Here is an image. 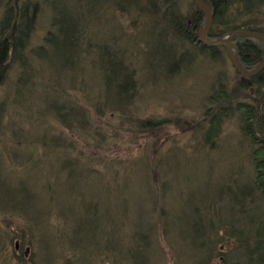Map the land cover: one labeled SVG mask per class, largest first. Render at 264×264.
<instances>
[{
	"label": "rangeland",
	"instance_id": "obj_1",
	"mask_svg": "<svg viewBox=\"0 0 264 264\" xmlns=\"http://www.w3.org/2000/svg\"><path fill=\"white\" fill-rule=\"evenodd\" d=\"M108 1L80 2L77 5L79 10L70 2L67 4L68 9L66 6L63 8L64 21L69 23L72 32L75 20L84 23L83 17L77 15L81 11L80 15L87 21L90 19L88 22L92 39L88 36L87 40L96 44L90 47L92 51L95 52L97 48H100L101 52L108 49L113 55L109 57L112 61L121 56L126 62L138 60L142 63L134 67L137 68L134 73L137 89L133 98L134 110L130 112L129 109L127 113L122 110V101L116 93L115 84L113 87L110 85L106 92L117 109L101 104V110L100 103L92 106L94 101H89L90 98L88 102L83 100L84 92H89L91 96L101 92L104 87V93V79L107 80L110 76L100 69V62L93 56L91 59L83 58L85 64L79 63L78 58L74 61L79 53L77 51L70 52L65 63L62 61L63 49L53 48L38 64L35 58H30L25 67L30 72L25 85L19 80L22 76V64L16 62L0 82V264H39L36 251L33 253L32 248L28 247L29 242L38 248L42 256L46 255L48 264H66L76 261L77 258H80L82 264V260L87 258V254L82 253V242L89 241L90 235L87 232L82 233V228L77 235L72 233V230L82 227L77 215L83 212L85 206L98 210L101 230L105 231V236H108L112 243L120 238L118 243L123 244L125 242L122 240L126 237L134 236L135 233L139 235L142 228L146 229L153 221L155 223L158 216L156 210L150 206L151 201L145 199V196L136 198L133 193L140 187L136 189L134 181L141 183L144 177H136L130 171L134 162L142 158L151 165H157L154 171L157 173L158 192L155 196L158 197L157 208H162L165 213L167 210V213H170L185 209L181 205L183 201L179 202L177 197H173L174 205L170 207L171 199L165 196L163 187L166 180L170 181L173 195L182 193V199L189 193L193 195L192 201L197 204L196 210L186 208L185 212L196 214L197 217L208 215L201 204L215 196V189L223 187L222 181L230 180L228 174L233 170L239 168L242 171L243 175L240 174L238 182L246 184L243 177L248 175V171L244 170L246 162H239L240 159L234 157L232 152V147L236 148L234 151L240 152L239 142L242 137L239 116H233L232 119L224 117L220 121L218 141L214 142V147L208 148L205 143V139L210 138L209 134L213 131L209 129L210 120L206 118L215 115V111L208 112L212 108L209 97L218 91L221 84L230 92L237 82L235 69L224 51L218 53L215 59L212 55L204 59L197 51H189L180 62L178 58L172 57V45L159 37L162 29L159 24L157 29L148 24L141 27V23L145 21L137 19V28L134 30L128 18L130 16H124L126 14L120 12L117 6L111 7L110 4V7H106ZM189 1L178 0V3L183 10L188 11ZM103 4L104 9L100 10ZM45 14L37 21L38 27L29 45L31 49L41 44L42 36L49 27L50 12L46 11ZM77 29L74 28L73 33L79 41ZM123 29H126L125 32ZM79 32L81 34V28ZM130 32L133 38L124 39ZM142 48L145 49L144 53ZM141 55L142 58L139 57ZM164 61L169 64L164 66L166 70L158 73L156 68ZM66 63L71 65L63 69ZM143 65L148 67V71L145 70L141 75ZM78 69L82 78L74 75L78 73ZM177 70L179 73L173 77ZM59 75L63 76L60 78ZM45 76H51L52 79L58 76L59 81L43 83ZM71 87L76 88L69 90ZM63 90H69L65 94L74 101L78 99L88 109L86 122L81 130H77L78 134L73 136L75 141L71 148L63 147L70 143L65 141H70L71 131L63 128L55 119L54 108L56 104L61 105L60 100L48 97L52 91L55 96H62ZM19 91H24V94L19 96ZM245 91L249 94L250 88ZM99 100L103 101V98ZM97 109L103 114L101 118L95 115L94 111ZM147 120H151L150 125H144ZM88 121L92 126H96L97 132L88 129ZM46 135L49 140L57 138L56 144H44ZM58 141H61L60 144ZM65 161L72 163L74 169L82 170V174L76 175L79 180H73L74 175L71 176L69 168H65ZM114 173H117L116 177ZM151 174L147 178L145 176L146 182L143 184L146 192L150 193L156 188L151 181ZM21 187L34 194L28 202L32 209L26 208L22 201L20 206L10 202L11 195L14 192L13 196L17 195L16 189ZM138 193L142 196L140 190ZM169 195L171 197L172 191H169ZM140 201L143 206L141 209L148 217L138 211L137 205ZM228 205L229 202L225 201L226 209L224 208L215 220L231 219ZM124 212L126 215L121 217L120 213ZM136 214L139 216V222H142L139 223L138 229L131 225L137 218ZM189 216H185L190 220L188 223L176 225L179 228L170 226L167 221L169 235L163 233L161 227L153 230L155 225H151L152 231L148 234L150 244L147 241L146 243L149 247H152L153 243L157 245L147 254L151 256L152 264H171L175 261L173 252H190L193 258L199 255L193 251L201 249V234L195 235L191 230L189 237H185L191 225H194V219H189ZM31 218L39 221L36 227L30 224ZM166 218L165 214L161 220L164 222ZM103 235L100 228L94 235V240L101 246V256L97 260L99 264H111L113 253L107 249L109 246ZM12 238L13 244H24L20 251L22 253L19 252L20 257L13 254V244L10 243ZM77 241L80 243L74 251ZM167 242L173 244L175 249H171ZM222 242L216 248L219 252L225 250V244ZM90 245L86 244L89 246L87 253H95L94 246ZM118 248L117 246V250ZM193 258L182 257L180 260H183L184 264H192ZM241 262L244 264L245 260L242 259ZM42 264H45L44 258ZM209 264L220 262L213 258Z\"/></svg>",
	"mask_w": 264,
	"mask_h": 264
},
{
	"label": "trees",
	"instance_id": "obj_2",
	"mask_svg": "<svg viewBox=\"0 0 264 264\" xmlns=\"http://www.w3.org/2000/svg\"><path fill=\"white\" fill-rule=\"evenodd\" d=\"M86 1L87 0H20L19 2L18 0H0V82L5 79L6 72H10L12 70V66L16 62L22 64V76L19 80H22V83H20L25 85V81L28 79L27 76L30 74L29 69L25 67L27 60L30 58H35L36 63L38 64V62L45 58L47 53L53 50V48L63 49L64 51H61L63 52L62 61L65 63V60L69 57L70 52L77 51L79 53L75 57L74 61L78 58L79 63H81L83 62V58L91 59L90 57L93 56L100 62V69L106 71L110 76V78L107 77V80L104 79V93H102L104 87L101 88V92L98 91L91 96L89 92L88 94L84 92L83 100L88 102V99L90 98L89 101H94L91 104L92 106L100 103L99 107L101 110V104H106V107L110 106L111 108H116L113 106L114 104L106 92L110 85L113 87L115 84L117 86L116 93L122 101V110L127 113L130 109L131 112V110H134L133 98L137 93L134 74L137 68L134 67H136V64L137 66H140L142 63H139L138 60L126 62L121 56L112 61L109 57H113V55L110 54L108 49V51L104 50L101 52V49L97 48L95 52L92 51L90 47L96 44L87 40L88 36L92 39L88 22L90 19L87 21L83 15H80L81 11L76 13L77 15L79 14V17H83L84 23L82 24L81 20H75V26H72V32H70L71 27L69 23L64 21V6L67 8V4L71 2L74 4V8L79 10V7L77 6L78 3H84ZM104 1L106 2L108 0ZM202 1L210 8L213 14V21L209 31V36L211 38H221L228 35L232 31L247 29L264 35V0ZM189 2L190 8L188 11L182 9L178 0H111L110 2H107L108 5L106 4V7H110V4L111 7L117 6L120 12L126 14L124 16H130L128 18L132 23L131 27H133L134 30L137 28V19H143L145 21L141 23V27H143V24H148L157 29V24H159V26L162 27L159 37H162L165 42L172 45V57L178 58L180 62L183 60L182 57L189 51H197L204 59H206V57L208 58L209 55H212L213 59H215L218 57L216 56L218 53H221V51H224L225 53V50L224 48L218 46H205L199 41L198 30L204 26L205 18L194 6V4L191 1ZM102 9H104V4L100 10ZM46 11H48V13L50 12L51 17L48 25L49 27L45 30V34L42 36L41 44L31 49L29 45L36 33V29L38 27L37 21L42 14H45ZM132 15L134 17H131ZM74 28H78L77 34L80 36L79 41L78 37L76 38L74 36ZM80 28L81 34L79 32ZM124 30L126 29H123L122 31L125 32ZM130 34L131 32L126 35L124 39L128 37L132 39L133 37L130 36ZM232 42L238 50V61L243 69L253 70L263 61V41L244 35H235L232 38ZM143 45H145V43ZM141 51L144 53L145 49L142 48ZM29 53L31 55H29ZM142 55L139 57L142 58ZM209 59L212 58L209 57ZM24 60H26L25 64ZM83 63L85 64V61ZM168 64L164 61L163 64L157 66L156 70L158 73H162L163 70H166L164 66ZM67 65L71 64H64L63 69ZM145 70L148 71V67L143 65L141 75L144 74ZM177 72L179 73L178 70L174 72L173 77ZM74 75L82 78V74L79 72V69L78 73ZM62 76L63 75H59L60 78ZM59 77L54 76L52 79L51 76H45V79H43L42 82L46 84L49 81L58 82ZM236 79L237 82L235 86L230 89V92H227L224 85L221 84V86L218 87V91L209 97V103L212 108L209 109L208 112L210 110L215 111V115H210L209 118H206L210 120L209 129H213V131L210 133L211 135L209 134L210 138L205 139V143L208 148L214 147V142L218 141L220 121L224 117L232 119L233 116L238 115L240 135L242 137L240 139L241 142H239L240 152L234 151V149L236 150L234 147H232V152L235 154L234 157L240 159L238 160L239 162H246L244 170L246 169L248 171V175L243 176L246 184L242 185L238 182L240 174L243 175L242 171L239 168L237 170H233L228 174L230 176V180L222 181L224 188L215 189V196L211 200L209 199L205 202L203 201L204 204H201V207L208 212L207 216L200 215V217H197L196 214L188 213L190 215L188 218L192 220L194 219V225H191V229L187 231L185 237H189V234L192 231L195 235L200 233L203 240L199 243V247L201 249L199 251H193V253L198 252L199 254L194 257L195 259L191 257L190 252L186 254H176L173 252V254H175V261L171 262V264H184L183 260H180L182 257L193 258L192 264H209L213 258H217L220 264H242V259L245 260L244 264H264V69L257 75L246 79V81H242V76L236 73ZM110 81L112 83H110ZM74 88L76 87H71L69 90ZM247 88H250L249 94L245 91ZM50 89L51 88H49V90ZM23 90H25V88H23ZM69 90H63L62 92L64 94L62 96H55L53 91L49 92V96L45 93L50 98L56 97L55 99L60 100L59 102L61 105L56 104L54 108L55 119L63 126V128L71 131L70 141H68V139L65 141L70 142V145H63L64 148L72 147L71 144L75 141L73 136L78 134L77 130H81L80 128L82 125L85 124L88 110L86 109V105L82 104L81 101L78 99L74 101L72 97H68L65 94ZM58 93L59 91H57V94ZM23 94L24 91H19L18 93L19 96H22ZM100 98H103L104 103L99 100ZM249 101H251V103ZM114 110L115 109H112V111ZM94 112L98 118H101L103 115L100 113L99 109ZM207 115L209 114L207 113ZM150 122L151 120H147V122H144V125H148ZM86 126L92 131L97 132L98 130L96 126H92L90 121H88V125ZM47 142L52 145L56 144L57 138H50L49 140L46 135L43 143L46 144ZM60 142L61 141H58V144H60ZM246 147H248L247 150ZM72 165V163L65 161V168H69V174L71 176L74 175L73 180H79V177L76 175L82 174V170H76L77 168L74 169ZM155 167H157L156 164L153 163V165H151L146 162L144 158L134 162L132 166L133 169L130 173L136 177L138 176L140 178H144L141 183L134 181L136 189L140 186L137 190L141 191L142 196L137 190L133 193L136 198H143L145 196V199L149 202L151 201L150 206L156 210V214H158V216L155 219V223L153 221L151 224L155 225L153 230L161 227L160 229H162V232L169 235V229L166 222L168 221L172 227L188 223L190 220L185 218V216L188 215L186 214L185 209L189 208L195 211L197 204L192 201L194 198L190 193L187 196H184V199H182V193H175L173 195L174 190L170 187V181L166 180V185L163 187L165 189V196L171 199L170 207L174 205L173 197H177L179 198V202L183 201L181 205L185 209L178 212L171 211L170 213H167V210L165 213L162 208H157L158 197H156L155 194L158 192V186L156 182L157 173L154 171ZM115 174L117 173H114V176L116 177ZM149 174L152 176L151 181H153L156 185V188L154 187L153 189L155 193H152L153 191L151 193L150 191L146 192V188H144L143 185ZM22 188L23 187L16 189L18 194L13 196V194H15L14 192L11 195L12 197L10 198V202L20 206L22 201L25 203L26 208L32 209L28 202L34 197V194L29 193L27 190H23ZM169 191H172L171 197L169 195ZM145 199L141 200L146 202ZM225 201L229 202L228 206L231 219L229 218L228 221L220 219L215 220V218L220 216V213L224 211ZM137 207L140 214L145 216L146 213H144L141 209V207H143L142 201H140V204H138ZM97 212V209L92 208L91 206H85L83 212L77 215V219L80 223H82V227L79 226V228L72 230V233L77 235L78 232H81L79 230L82 228V233L87 232L90 235L89 241L86 243L85 241L82 242V253L87 254V258L86 260H82V264H99L97 258H100L101 256L99 253L101 246L100 243L94 240V235L99 228L101 233L104 234V241L109 246L107 249L113 253V261H111V264L153 263V261H151V256H147L148 253L152 252L153 249L157 247L152 240L151 242L153 243V246H150L151 248L147 244L149 243L148 234L152 231L151 225H148L146 229L142 228L139 235L138 233H135L134 236L126 237L129 238L128 240H126V238L123 239L122 241L125 242L123 244L121 242L118 243L121 241L120 238L112 243L110 238L105 236V231L103 229L101 230V224L99 222ZM120 214L121 217L126 215L125 212ZM165 214L167 215V218L163 222L161 219L165 216ZM136 217L135 221L131 222V225L134 226L135 229H138L139 223L142 222H139L140 219L138 214H136ZM146 217L148 216L146 215ZM38 222L39 221L37 219L31 218L30 224L33 227H36ZM8 240H10V238ZM12 240L13 238L10 241L11 245L13 244ZM221 241L225 244V250L223 252L216 250L217 245ZM36 242L37 241H35V244ZM79 243L80 242L77 241L74 245V251L77 246H79ZM87 243L94 246L95 253H87L89 252V246H86ZM28 244V247L32 248L33 253L36 251L37 262L42 264V260L44 258L45 264H48L46 255L42 256L38 248L36 249L33 243L29 242ZM167 244L171 249H175L173 244H170L169 242H167ZM176 245L179 247L178 244ZM16 246H19V250ZM23 246L24 244L22 243L13 244L12 247L14 256L15 254L19 255V257L21 256L20 253L22 252L20 251H22ZM117 246L119 247L118 250ZM166 249L167 248L164 244V250L166 251ZM13 254L10 252L11 256H13ZM115 254L117 256H115ZM79 259L77 258L74 262L69 261L66 264H80Z\"/></svg>",
	"mask_w": 264,
	"mask_h": 264
},
{
	"label": "water",
	"instance_id": "obj_3",
	"mask_svg": "<svg viewBox=\"0 0 264 264\" xmlns=\"http://www.w3.org/2000/svg\"><path fill=\"white\" fill-rule=\"evenodd\" d=\"M194 5L198 8V10L204 15L205 17V25L198 31V38L199 40L206 46H221L225 49L234 69L244 78L252 77L258 73H260L264 69V59L263 61L253 70L246 71L244 70L238 61V50L231 42L232 36L236 34H242L250 37H254L264 42V36L260 33L251 32V31H233L228 34L227 37L218 38L212 40L208 37V32L212 24L213 15L210 8L202 1V0H191Z\"/></svg>",
	"mask_w": 264,
	"mask_h": 264
}]
</instances>
